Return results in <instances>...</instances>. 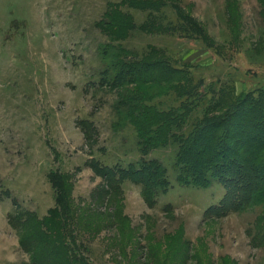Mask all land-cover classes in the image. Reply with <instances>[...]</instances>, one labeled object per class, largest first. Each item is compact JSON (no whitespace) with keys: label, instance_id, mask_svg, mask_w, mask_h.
Returning <instances> with one entry per match:
<instances>
[{"label":"rangeland","instance_id":"rangeland-1","mask_svg":"<svg viewBox=\"0 0 264 264\" xmlns=\"http://www.w3.org/2000/svg\"><path fill=\"white\" fill-rule=\"evenodd\" d=\"M124 2L0 0L2 200L14 211L17 203L43 215L56 204L49 173L70 178L75 207L87 212L88 223H100L91 233L77 232V248L91 264H264V247L251 243L264 206L209 219L205 211L220 202L224 185L215 179L209 188L180 184L177 144L145 157L168 170L169 186L154 206L130 180L105 198L95 171L144 157L134 127H115V92L99 84L106 14L119 7L138 27L119 44L140 56L155 47L191 72L198 95L181 100L191 103L182 130L187 136L214 101L259 97L264 89V0H160L159 10ZM179 101L170 94L153 103L165 110ZM82 124L94 129L88 140ZM4 236L14 240L18 232L8 228ZM14 259L4 264L30 261L23 252Z\"/></svg>","mask_w":264,"mask_h":264},{"label":"trees","instance_id":"trees-1","mask_svg":"<svg viewBox=\"0 0 264 264\" xmlns=\"http://www.w3.org/2000/svg\"><path fill=\"white\" fill-rule=\"evenodd\" d=\"M124 4L132 8H160V0H126ZM104 26L108 42L101 47L103 67L98 72L99 84L115 92V127H134L139 152L144 157L125 167L98 165L95 171L104 179L100 194L110 199L125 180H130L142 186L146 203L154 206L157 196L169 186L168 170L160 160L145 157L157 148L175 143V169L180 184L209 188L215 179L224 185L220 202L205 211L209 219L242 213L257 204L264 206V89L259 97L247 95L233 102L228 97L219 98L207 109L208 118L185 136L182 130L191 103L181 100L198 95L191 72L173 64L155 47H149L140 56L119 44L127 38L128 31L138 28L130 14L119 7L106 14ZM139 29L161 32L156 26L143 25ZM170 94L181 101L178 106L162 110L153 103ZM82 130L86 140L88 132L94 131L91 124H82ZM48 179L56 204L45 217L23 210L17 203V210L9 214V224L18 232L20 247L29 254L26 264H91L89 257L77 248V232L91 233L94 225L100 223H88L87 212L75 207L70 178L50 172ZM255 232L251 243L264 247V213L257 218Z\"/></svg>","mask_w":264,"mask_h":264},{"label":"crops","instance_id":"crops-1","mask_svg":"<svg viewBox=\"0 0 264 264\" xmlns=\"http://www.w3.org/2000/svg\"><path fill=\"white\" fill-rule=\"evenodd\" d=\"M0 264H4L8 261H15L17 259H14L15 254L20 253H25L27 257H29V254L24 252L21 247H20V238L19 235L16 239L14 240H8L4 236V232L8 230V228H12L9 224V214L14 212V209H12V205L8 206L6 203L0 199ZM8 207L6 210L7 213V220L4 217V212H5V206ZM55 205L51 206L50 208L54 207ZM49 208V209H50ZM49 209L46 210V212L43 215H39L40 218L45 217L48 214ZM22 251V252H21ZM21 257V256H20ZM22 258V257H21ZM29 262V261H28ZM26 262V263H28ZM25 263V264H26ZM15 264V263H13Z\"/></svg>","mask_w":264,"mask_h":264}]
</instances>
